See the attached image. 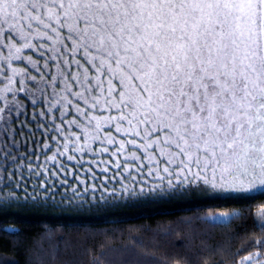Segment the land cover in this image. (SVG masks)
Returning <instances> with one entry per match:
<instances>
[{
    "label": "snow or ice",
    "instance_id": "snow-or-ice-1",
    "mask_svg": "<svg viewBox=\"0 0 264 264\" xmlns=\"http://www.w3.org/2000/svg\"><path fill=\"white\" fill-rule=\"evenodd\" d=\"M0 104L32 134L5 155L20 194L3 211L61 187L104 210L264 190V0H0ZM257 216L234 264H264Z\"/></svg>",
    "mask_w": 264,
    "mask_h": 264
},
{
    "label": "trees",
    "instance_id": "trees-1",
    "mask_svg": "<svg viewBox=\"0 0 264 264\" xmlns=\"http://www.w3.org/2000/svg\"><path fill=\"white\" fill-rule=\"evenodd\" d=\"M31 86L43 88L39 81ZM27 111L31 118V107ZM7 120L8 115L0 113V264H234L261 235L262 230L253 224L261 222L257 213L264 206V190L228 199L192 193L165 201L131 200L104 210L65 207L60 196L66 189L61 187L47 207L3 211L7 197L16 191L18 176L12 174L13 165L5 164V155L10 152L11 159L23 153L24 136L32 135L24 132L13 137L14 131L20 132L19 121L6 124ZM94 171L103 177L102 168ZM36 187L35 179L27 181L26 188L21 185L27 192ZM67 195L71 197V192ZM217 213L231 215L227 220L209 217ZM17 229L18 235H13Z\"/></svg>",
    "mask_w": 264,
    "mask_h": 264
},
{
    "label": "rangeland",
    "instance_id": "rangeland-1",
    "mask_svg": "<svg viewBox=\"0 0 264 264\" xmlns=\"http://www.w3.org/2000/svg\"><path fill=\"white\" fill-rule=\"evenodd\" d=\"M257 191H259V190H257ZM221 214L222 213L212 214V215H209V217L213 220H227V219H229V217L231 215V214H228L227 216H222Z\"/></svg>",
    "mask_w": 264,
    "mask_h": 264
}]
</instances>
